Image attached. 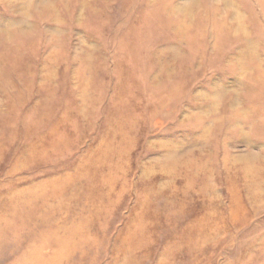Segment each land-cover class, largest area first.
<instances>
[{
	"label": "rangeland",
	"instance_id": "1",
	"mask_svg": "<svg viewBox=\"0 0 264 264\" xmlns=\"http://www.w3.org/2000/svg\"><path fill=\"white\" fill-rule=\"evenodd\" d=\"M0 264H264V0H0Z\"/></svg>",
	"mask_w": 264,
	"mask_h": 264
}]
</instances>
